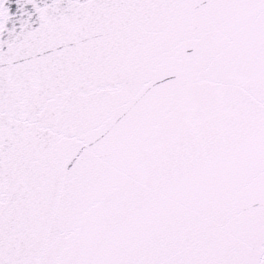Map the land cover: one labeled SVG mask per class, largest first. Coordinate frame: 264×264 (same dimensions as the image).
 Listing matches in <instances>:
<instances>
[{
  "label": "snow or ice",
  "instance_id": "obj_1",
  "mask_svg": "<svg viewBox=\"0 0 264 264\" xmlns=\"http://www.w3.org/2000/svg\"><path fill=\"white\" fill-rule=\"evenodd\" d=\"M0 264H264V0H0Z\"/></svg>",
  "mask_w": 264,
  "mask_h": 264
}]
</instances>
